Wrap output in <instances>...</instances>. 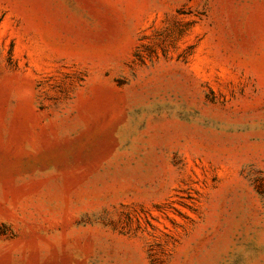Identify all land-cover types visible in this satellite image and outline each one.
<instances>
[{
    "label": "rangeland",
    "instance_id": "374dc122",
    "mask_svg": "<svg viewBox=\"0 0 264 264\" xmlns=\"http://www.w3.org/2000/svg\"><path fill=\"white\" fill-rule=\"evenodd\" d=\"M0 264H264V0H0Z\"/></svg>",
    "mask_w": 264,
    "mask_h": 264
}]
</instances>
